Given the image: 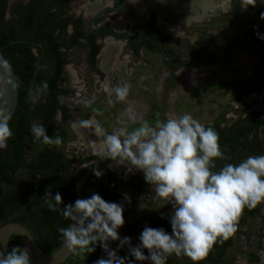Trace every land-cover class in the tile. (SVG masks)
<instances>
[{"label":"clouds","instance_id":"1","mask_svg":"<svg viewBox=\"0 0 264 264\" xmlns=\"http://www.w3.org/2000/svg\"><path fill=\"white\" fill-rule=\"evenodd\" d=\"M241 6L247 10L257 3L241 0ZM260 18L264 20V12ZM46 88L45 83L43 89ZM108 91L124 101L130 85L123 81ZM29 96L35 100L31 92ZM159 116L157 113L155 122H149L129 114V120L139 126L121 127L110 134L93 120L73 122V128L93 127L97 136H103V147L96 154L101 159L82 167H91L97 178L103 175L98 164L104 160H111L117 167L126 165V175L143 172L156 195L172 206L169 214L172 233L146 226L139 236L140 243L133 246L130 237L119 235L125 224L124 203L108 202L93 193L62 207V195L53 194L52 186H48L41 197L44 204L71 222L59 228L65 246L74 253H93L96 246L106 252L107 258L94 264H133L131 259L121 257L118 250L111 249L109 241H119L118 248L127 246L130 257L136 261L166 264L174 254L187 256L198 264L218 240H228L237 231L245 208L255 209L264 203V155H250L238 164L228 163L214 171V161L223 156L219 133L188 113L165 120ZM10 119L11 114L0 108V149H6L13 136ZM30 131L35 140L44 144L63 143L57 133L49 137L43 124L32 123ZM124 201L131 203L127 193ZM145 249L148 255L144 254ZM0 264H32L31 250L27 246H13L7 253L0 251Z\"/></svg>","mask_w":264,"mask_h":264},{"label":"flooded vegetation","instance_id":"2","mask_svg":"<svg viewBox=\"0 0 264 264\" xmlns=\"http://www.w3.org/2000/svg\"><path fill=\"white\" fill-rule=\"evenodd\" d=\"M75 1L76 3L82 2L80 7L84 11H81V9L80 12L74 10L72 0H67L65 11L67 16L66 31L70 34L76 27L80 34H83L79 36V40L82 43L88 42L89 47L80 48L73 45L71 48L84 50V60L90 68L97 66L98 63L99 69L114 71L117 77H121L118 79L127 81L130 87L138 85L136 79L128 77L135 70L132 65L141 64L146 65L149 69L153 68L152 61L141 60L140 55L143 50L150 53L156 52L160 55V72H157L156 85L162 92V96L169 95L172 92L171 88H176L174 93L181 96L189 90H194L196 86L210 81L213 78L212 76L215 75L222 79L236 78L255 62V55L231 48L225 42H216L214 39H210V34H205L201 28H190L192 23L203 21L210 13L217 14L218 10L224 11L218 6L219 4L215 11L208 9L206 11L207 16L202 20L192 18L190 23H186L187 19L185 20L174 14L175 6H172L171 9V5L176 0H138V2L136 0ZM227 1L225 0V5L228 10L229 4ZM256 3V7L249 6L247 10L252 11L258 18V6L259 4L264 5V3L263 0H258ZM197 5H193V13L197 16L204 14L203 6ZM86 7H89V9L86 10ZM241 8V0H234L233 15H237ZM122 10H124L123 14L121 13ZM262 21H259L261 24H259L260 29L264 28ZM190 34H196L198 38L203 36L206 40H192L189 37ZM109 41H112L118 48L114 53V58L110 60L108 69L102 68L101 62ZM90 46H98V49L93 55L90 53L92 57L90 56L87 59ZM99 56H101L100 59ZM92 58L94 59V65H92ZM65 64L63 65L64 69ZM245 84L248 85L247 89L249 90H245L244 93L249 96V102L253 104L249 106V110L246 106L240 108L241 112L237 118L224 123L227 126L235 123L239 125L240 130L236 137L241 145L239 161L250 155H264V73L255 76L249 84L246 82ZM92 104L94 107V103ZM90 107L91 104L85 110L89 111ZM130 123L133 124L131 121ZM203 125L207 127L210 126V123ZM99 151L80 154L82 160L73 164L75 169L80 172L79 176L89 170L79 185L81 184V189L85 192L88 191L91 184L101 183V180H109L108 182L111 185H100L94 192H86L87 194L84 196L91 197L93 193H97L108 202L124 203L126 219L124 226L121 227L123 236H128L134 229L143 231L146 226L163 228L171 234L169 214L172 208L160 207L162 212L152 208L154 203L147 195L151 197L150 193H152L154 187L151 188L145 181L143 172L135 171L126 175V165L117 167L111 160H104L98 164V168L103 171V175L97 178L91 167H82L91 164L93 161H99L101 157L96 155ZM227 157L230 158L231 156L228 155ZM110 164L112 168L108 167ZM125 193L131 197L130 204L124 201ZM249 219L259 220V225L253 229V247L243 250V258L238 260L237 264H259L264 261L262 259L264 251V203L258 205L253 213L250 211L243 212L237 225V231L230 238L233 242V237L242 232ZM226 242L227 240H218L208 256L198 264H233L231 263L233 261L230 262L226 259L228 247L231 246L232 242ZM166 264H194V262L187 256L173 254L169 256Z\"/></svg>","mask_w":264,"mask_h":264},{"label":"trees","instance_id":"3","mask_svg":"<svg viewBox=\"0 0 264 264\" xmlns=\"http://www.w3.org/2000/svg\"><path fill=\"white\" fill-rule=\"evenodd\" d=\"M66 6L67 0H0V50L14 70L18 86L17 105L9 122L13 136L7 141L8 147L0 149V225L7 221L24 223L45 252L59 246L62 240L59 228L67 227L69 221L60 212L51 211L41 197L52 186L53 194L62 195V207L74 204L78 199L74 184L80 172L73 164L82 160L80 154L67 157L59 146L35 140L30 131V125L35 122L46 127L49 137L57 133L63 143L67 139L63 122L70 109L60 99L67 93L62 86L63 65L68 61L66 50L73 45L89 47V43L79 40L83 34L76 27L70 34L66 31ZM258 7L261 21L264 5ZM90 47L87 59L98 49V46ZM30 92L35 100L30 99ZM92 107L93 104L89 110ZM57 112L59 121H55ZM236 124H210L219 133L223 153L222 158L214 161L216 171L225 164L240 162L241 145L236 138L240 128ZM35 145L38 147L33 156ZM108 181L93 183L86 192H94L100 185L110 186ZM79 189L83 195L87 194L81 184ZM244 211L253 213L255 209ZM227 242L231 243V238ZM13 246H23L16 234L8 239V251ZM97 254L98 246L92 255Z\"/></svg>","mask_w":264,"mask_h":264},{"label":"rangeland","instance_id":"4","mask_svg":"<svg viewBox=\"0 0 264 264\" xmlns=\"http://www.w3.org/2000/svg\"><path fill=\"white\" fill-rule=\"evenodd\" d=\"M233 1H227L229 4L227 11L218 10L217 14L210 13L203 21L192 23L190 28H201L205 34H210V39L220 43L225 42L231 48L255 55V62L236 78L222 79L215 75L212 76L213 78L210 81H206L204 84L196 86V88L194 87V90H189L181 96L174 93L176 88H171L173 94L171 95V92L167 96H162V92L158 89L156 80L158 79L157 72H160V55L156 52L142 51L141 60L152 61L153 68L149 69L146 65L141 64L132 65L135 70L128 77L136 79L138 85H132L126 100L119 101L114 93L109 94L108 89L114 88L123 82L118 79L121 77H117L112 70L99 69L98 63L97 66L90 68L84 60L85 53L83 49L70 48L66 50L68 62L65 64L62 86L67 89V93L61 95L60 99L70 110L68 117L63 122L67 139L59 146L65 155L69 157L73 153L83 154L89 151H98L103 147V136H97L93 127L73 128V122L78 124L81 120L98 122L104 132L110 134L121 127L139 126L138 123H130L129 114H134L136 117L149 122H155L157 113L160 114V120H165L169 116L179 117L188 113L201 124L217 123L223 125L237 118L241 112L240 108L246 106L249 110V106L253 103L249 102V96L244 93L245 90H249L245 82L249 84L255 76L264 73V39L261 38L264 37V28L260 29V20L256 18L252 11L241 8V11L234 16L232 13ZM72 2L74 10L80 12L82 2L76 3L75 0H72ZM87 9L89 7H86ZM81 11L84 10L81 9ZM121 13L123 14L124 10ZM189 37L192 40H206L203 36L198 38L196 34H190ZM92 103H94V107L86 111L85 109ZM59 120L60 114L57 112L55 121ZM37 147L32 148L31 153L33 156H35ZM150 195L151 197L148 195L147 197L153 201L154 206L152 208L154 210L161 211L160 207L164 206L172 208L171 204H167L165 200L156 195L155 190ZM125 214L124 211V218L126 217ZM258 225L259 220H248L242 232L233 237V242L227 250V260L237 264L238 260L243 258V250L253 247V229L257 228ZM141 233L142 230L134 229L128 236H123L121 228L119 229L120 237H130L133 246L140 243L139 236ZM118 245L119 241H114L113 250H118L121 257L131 259L133 264H150L149 261H136L134 257H130L127 246L118 248ZM144 254L148 255L147 249L144 250ZM69 256L68 261L67 258L59 264H76L77 261H79L78 264H86L94 260L92 253L87 252H71ZM262 259L264 260V251ZM32 264L38 263L32 260ZM259 264H264V261Z\"/></svg>","mask_w":264,"mask_h":264},{"label":"water","instance_id":"5","mask_svg":"<svg viewBox=\"0 0 264 264\" xmlns=\"http://www.w3.org/2000/svg\"><path fill=\"white\" fill-rule=\"evenodd\" d=\"M17 97L18 86L15 72L0 50V108L12 116L17 105ZM88 171L81 174L74 184V191L78 199L89 198L79 191V183ZM69 223L71 222L69 221L68 225ZM11 234L18 235L22 245L30 248L32 260L38 264H59L65 261L72 252L65 246L63 238L55 250L45 252L29 228L20 221H7L0 225V251L8 252V239ZM109 246L113 249V241H109ZM100 258H107V254L102 247L98 246V254L91 264Z\"/></svg>","mask_w":264,"mask_h":264},{"label":"bare ground","instance_id":"6","mask_svg":"<svg viewBox=\"0 0 264 264\" xmlns=\"http://www.w3.org/2000/svg\"><path fill=\"white\" fill-rule=\"evenodd\" d=\"M194 4L202 5L204 8V14L199 16H197V14L195 15V13H193ZM217 5L222 9H224V11L227 9L225 5V0H220L217 2L216 0H176L175 3L171 5V9L173 8L172 6H175L176 8L174 9L175 12L174 14H176L180 18L187 19L186 23H190V20L192 18L194 20H202L205 16H207L206 11L208 9L215 11V9L218 7ZM117 48L118 47L112 41L107 42V47L105 48L104 53L102 55V62H101L102 68L109 69L110 60L114 58V53Z\"/></svg>","mask_w":264,"mask_h":264}]
</instances>
